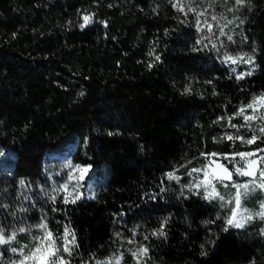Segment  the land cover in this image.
I'll use <instances>...</instances> for the list:
<instances>
[{"label": "trees", "instance_id": "obj_1", "mask_svg": "<svg viewBox=\"0 0 264 264\" xmlns=\"http://www.w3.org/2000/svg\"><path fill=\"white\" fill-rule=\"evenodd\" d=\"M176 2L0 0V149L10 155L0 221L20 182L41 183L48 158L73 148L75 161L107 173L94 200L60 205L76 263L135 239L148 264H264L258 228L224 231L222 211L168 179L204 154L239 151L217 139L264 92V0L239 4L220 53L194 16L227 0H179L196 9L189 16ZM226 54L252 56L258 70L237 79L220 64Z\"/></svg>", "mask_w": 264, "mask_h": 264}, {"label": "rangeland", "instance_id": "obj_2", "mask_svg": "<svg viewBox=\"0 0 264 264\" xmlns=\"http://www.w3.org/2000/svg\"><path fill=\"white\" fill-rule=\"evenodd\" d=\"M180 4L184 5L183 13H187L190 4L176 2L175 5L177 9H179ZM225 5V7L219 8L215 11L206 9L202 16L198 15V13L195 15L194 12L190 11L191 14L195 15L193 16L203 31L212 34L214 33L213 37L207 36V40L210 47L217 49V52L219 53L222 44L231 41L228 40L227 37H232V34L237 30V19L235 16L239 4L236 3V0H227ZM186 16H189L188 13ZM213 16L216 17L215 20L212 19ZM207 25H211V31H208ZM221 31H223V35L221 34ZM213 45H215V47H213ZM227 56L243 57V60H237L236 63H232L231 61L226 60ZM249 58H251V62H245L249 61ZM220 64L227 68L237 79H244L255 74L258 70L255 59L249 55L226 54L221 58ZM248 73L251 74L248 75ZM262 95H264V92L256 97ZM246 106L242 107L246 109L243 115H236L231 118L225 126H223L220 138L217 139L218 143H221L222 140L232 142L233 148L239 151L230 154H204L201 160L188 163L172 173L177 179H171V181L178 184L185 192L201 198L203 201L222 211L225 214L226 219L230 214L231 206L222 207V202L219 200L205 199L204 189H196L194 187L196 183L204 179V171L195 172L193 169L203 170L207 166L212 165L209 171L211 172L214 169L217 173H220L222 172V169L216 168L215 165L212 164V161L224 164L229 170H233L235 167H242L245 164V161L240 159L238 153H256L255 156L248 158L255 160L264 156V151H260L261 149H264V147L251 149L258 143L264 142V133L260 131L261 128H264V119L260 118L264 117V108H260L258 105L257 111L253 113L252 109H247ZM240 110L238 112H240ZM245 116H254L255 118L252 120H245ZM253 135L258 138L254 143L247 144L244 142L251 139ZM229 136L233 137V139L229 140L227 138ZM237 137H242L243 140L238 139ZM74 151L73 148H70L63 154L51 155L46 161V170L42 182L37 185H30L25 182L23 185L20 184L19 194L14 198L9 199L12 214L9 219L0 221V228H2L5 234L9 236L13 232H16V237L15 240H11L8 244L0 245V264H13L14 261L18 264L23 256H27L34 251L35 247L40 242L39 238L44 235V231L36 227V225L40 223H46L48 229L54 234V237L63 236V229L65 226L74 232L70 225L59 219L60 205L67 206L84 200H94L100 187L105 182L104 178L107 176L105 168L93 170L90 165H84L75 161ZM9 156L10 155L7 151L0 149V176H4L9 172V168L5 164V160ZM233 156H235V160H231V157ZM225 157H228L229 159H225ZM69 164L72 165L73 168H69ZM75 165H81L84 167L90 166V170L84 180L80 182L81 186L79 188H74V185L76 184L75 179L69 180V177L73 175ZM260 167H264V164H261ZM75 175L79 176L80 174L75 173ZM249 179V177H239L233 171V180L235 182L243 183ZM214 183L216 182L214 181ZM64 184H68V192L72 193V196L68 197L69 200L73 199L77 193L80 194V199L76 200L75 203L63 202L64 197L67 195L62 189V185ZM216 188L225 196V200L230 199L231 195L235 192L234 188H224L219 183H216ZM53 196H55V200L51 199ZM25 197H28V199H25ZM262 201H264V193L259 190L252 193L247 200L244 201V206L254 215V218L244 223L242 228H229L232 230L243 231L251 227H256L264 234V220L255 217V213L261 211L260 204ZM21 209H27V211H21ZM22 227L30 229V231L19 232L18 229ZM34 237L37 239H33ZM69 239H71V237H69ZM57 244H62V241L57 240ZM12 248H16L17 251L12 252ZM141 248H146L141 241H136L135 239L122 240L120 242L119 251L113 257L99 262H101V264H148L147 255L139 253ZM62 254L65 255L66 259H70L71 264H78L73 260V254L70 258L67 257V254ZM28 264H32V262L29 261ZM94 264H97V261Z\"/></svg>", "mask_w": 264, "mask_h": 264}, {"label": "snow or ice", "instance_id": "obj_3", "mask_svg": "<svg viewBox=\"0 0 264 264\" xmlns=\"http://www.w3.org/2000/svg\"><path fill=\"white\" fill-rule=\"evenodd\" d=\"M244 0H236L237 4L243 3ZM179 3V0H178ZM180 11H184V5L180 4L179 9ZM189 11L195 12L196 9L189 6ZM187 14V13H185ZM198 15L202 16L204 15L203 12L198 13ZM213 20L216 19L215 16L212 17ZM85 24L90 22V17H84ZM208 31H211V25H207ZM197 28L200 31H203L202 28H200L199 23L197 24ZM221 34L223 35V31H221ZM228 40H232L231 36L227 37ZM202 41H198L197 43H201ZM215 47V45H213ZM158 60L159 57H156ZM226 60L231 61L232 63H236L237 60H243V57H232L227 56ZM245 62H251V58H249V61ZM251 73H248L250 75ZM243 78V77H240ZM186 91H190V89H186ZM259 105L260 108H264V95L259 97H254L252 102L249 103L246 108L252 109L253 113L257 111V106ZM245 108H242L240 112L237 113V115H243L245 112ZM245 120H252L255 117L254 116H245ZM261 119H264V117H260ZM260 131L264 133V128H261ZM111 135V133H110ZM229 140H232L233 137L229 136L227 137ZM238 139L243 140L242 137H237ZM258 138L253 135L251 139L244 141L247 144L254 143ZM260 151H264V149H261ZM215 155V154H213ZM241 160L245 161L244 166L242 167H235L233 170H229V168L224 165L217 163L216 161H212V164L215 165L216 168L222 169V172L217 173L214 169L210 172L209 169L212 167V165L207 166L205 169H193L195 172L204 171V179L199 181L194 185L196 189L203 188L205 192V199L208 200H219L222 207L231 206L230 208V214L227 217L225 223L227 227L224 228V231L228 230V227H235V228H242L244 226V223L252 220L254 218V215L247 209V207L244 206V201L247 200V198L256 191H260L264 193V167H260L261 164H264V156L259 157L258 160L255 159H248L249 157L255 156L256 153H238ZM225 159H229L228 157H225ZM231 160H235V156L231 157ZM69 168H73L72 165H68ZM90 170V166L84 167L81 165H75L73 169V175L69 177V180H76V184L74 185V188H79L81 186V181L84 180L85 176ZM233 171L235 174L239 177H249L250 179L243 183H237L233 180ZM75 173H79V176H76ZM258 173V176H257ZM168 179H177L172 173L168 174ZM219 183L224 188L232 187L235 189L234 194L231 195V198L228 200H225V196L220 193L219 190L216 188V183ZM230 182V183H227ZM21 185H23V181L20 182ZM63 191L67 193V195L64 197V203H75L76 200L80 199V194L77 193L73 199L69 200V196H72L71 192H68V184L62 185ZM198 194V193H197ZM25 199H28V197H25ZM51 199L55 200V196L51 197ZM261 211H258L255 213V217H259L261 220H264V201L260 204ZM21 211H27V209H21ZM219 218V217H218ZM39 229H42L44 231L43 237L39 238V243L35 247L34 251H32L29 255L23 256L22 259L19 260L18 264H28L29 261L32 262V264H71L70 259H66L64 254H67V257H71L73 254V251L75 248L78 247L76 244V237L75 233L72 232L67 226L64 227L63 236L60 237H54V234L52 231L48 229V226L46 223H40L36 225ZM19 232H25L30 231V229L26 228H20L18 229ZM160 235H164L163 231L159 233ZM16 232H13L10 236L6 235L4 230L0 228V245L8 244L11 240H15ZM71 237V239H69ZM33 239H37L34 237ZM57 240L62 241V244H57ZM12 252H16V248L11 249ZM148 249L147 248H141L139 250L140 254L147 255ZM135 255V254H134ZM13 264H17V262H13ZM97 264H101V262L97 261Z\"/></svg>", "mask_w": 264, "mask_h": 264}]
</instances>
